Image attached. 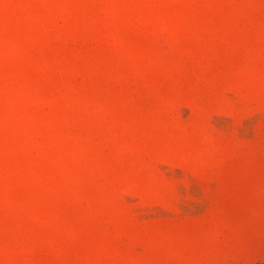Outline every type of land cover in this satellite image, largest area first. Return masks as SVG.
Segmentation results:
<instances>
[{
    "label": "rangeland",
    "instance_id": "rangeland-1",
    "mask_svg": "<svg viewBox=\"0 0 264 264\" xmlns=\"http://www.w3.org/2000/svg\"><path fill=\"white\" fill-rule=\"evenodd\" d=\"M0 264H264V0H0Z\"/></svg>",
    "mask_w": 264,
    "mask_h": 264
}]
</instances>
